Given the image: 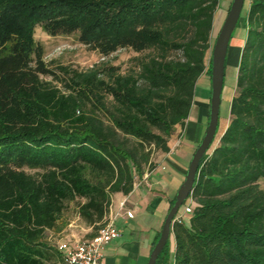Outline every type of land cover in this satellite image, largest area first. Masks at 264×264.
<instances>
[{
  "label": "trees",
  "instance_id": "16d2710c",
  "mask_svg": "<svg viewBox=\"0 0 264 264\" xmlns=\"http://www.w3.org/2000/svg\"><path fill=\"white\" fill-rule=\"evenodd\" d=\"M219 2L0 0V264H62L48 233L61 229L68 204L94 236L112 196L152 170L154 151L169 152L196 81L210 84ZM239 20L228 123L200 160L191 212L172 222L155 264H264V0H244ZM36 26L76 33L103 55L149 52L125 73L57 66L63 92L40 77L58 78L41 61Z\"/></svg>",
  "mask_w": 264,
  "mask_h": 264
},
{
  "label": "crops",
  "instance_id": "0c3cea01",
  "mask_svg": "<svg viewBox=\"0 0 264 264\" xmlns=\"http://www.w3.org/2000/svg\"><path fill=\"white\" fill-rule=\"evenodd\" d=\"M233 37L234 35L231 36L228 47L235 55V60L230 62L234 65L233 74L235 76L238 53L244 37L241 42L231 44ZM229 50L227 49L225 58V69ZM203 77L205 78L204 75L200 78ZM204 85L205 93L200 96L198 101H193L189 115L179 133L178 145L163 154L159 161H155L152 170L143 174L128 195L114 194L112 196L111 215L117 212L119 201L124 197L127 198L125 209L131 210L132 215L126 217L121 213L115 218L114 225L120 235L103 248L102 261L104 264H147L149 253L154 245L153 242L167 213L168 203L172 199L171 193L176 191L183 180L187 168L186 159L192 155L195 145L200 141L205 131L209 111V81ZM234 86L225 88L228 101ZM206 90H208V94H206ZM173 138L174 136H171L170 145L173 144L176 137ZM147 216L150 218L158 216L161 221L157 218L155 221L143 225V219ZM90 232V227L82 224L79 225V229L71 230L70 234H66L65 238H67L66 241L75 242L88 237Z\"/></svg>",
  "mask_w": 264,
  "mask_h": 264
},
{
  "label": "rangeland",
  "instance_id": "374dc122",
  "mask_svg": "<svg viewBox=\"0 0 264 264\" xmlns=\"http://www.w3.org/2000/svg\"><path fill=\"white\" fill-rule=\"evenodd\" d=\"M229 3H231V0H220L218 5L219 7L214 13L213 28L211 31V38L213 40L217 36L220 26L226 16ZM242 13L240 15L241 18ZM239 21L240 20H238L237 26L232 33L234 37L232 38L231 44L235 42H241L244 37L245 30L242 22ZM34 39L38 44H40L42 49L41 61L44 63L46 68L51 70L58 78H53L51 75H41L40 77L42 79L51 81L53 85H55L58 89L63 92L67 91V89L63 85L64 75H61V73L57 70V66H67L70 69H75L77 71H85L95 65H100L104 69L110 66L116 68L118 73H125L130 69H136V58L143 57L149 52L148 50H144L142 52H135L131 48L124 47L118 48L117 50L108 55H103L98 52V50L93 49L89 45L83 44L81 41H79L76 33L49 35L44 32L39 26H36L34 29ZM177 55L178 53L176 51H170L168 57L171 58ZM234 60L235 55L233 52H231V50H229L223 80V89L219 104V122L216 137H218L222 133L229 120V101L227 99L228 95L226 96L225 88H231L235 84L236 75L234 76L233 74L235 69L234 65L230 64V62ZM208 81L209 80L207 76H205V78H200L196 81L193 91V101H198L200 96L204 95L205 89H203V87L205 86L204 84H207ZM231 92L233 95L234 90ZM206 94H208V90H206ZM108 99L110 98L108 97ZM181 131L182 128L177 127L173 131L172 136H174V138L176 137L175 139H177ZM197 144L195 145L194 149L196 148ZM162 155L163 154L161 152L154 151L152 159L154 161H159ZM190 158L191 156L187 157L186 159L187 166ZM26 171L29 173L35 172L30 169H26ZM259 185L261 188L264 189V177L259 180ZM175 192L176 191H173L171 193L172 197H174ZM157 218L159 221H161V218L158 216H152L151 218L147 216L145 219H143V225H147V223L153 222ZM82 224L83 223L79 220L76 215L75 203L70 202L67 206V209L63 213L61 229L59 231H50L48 233V239L50 243L56 246L57 242L66 241V234H70L71 230L75 231L79 229V225ZM170 246H172V241H170Z\"/></svg>",
  "mask_w": 264,
  "mask_h": 264
},
{
  "label": "water",
  "instance_id": "95a60500",
  "mask_svg": "<svg viewBox=\"0 0 264 264\" xmlns=\"http://www.w3.org/2000/svg\"><path fill=\"white\" fill-rule=\"evenodd\" d=\"M244 0H231L226 16L220 26L217 36L214 39L211 49L210 66V96L208 120L205 131L194 149L183 180L176 189L174 201L168 209L159 236L154 243L147 260V264H155V261L168 239L173 217L189 196L196 178L197 168L202 156L208 151L216 133L219 122V104L224 80L225 58L229 41L243 10Z\"/></svg>",
  "mask_w": 264,
  "mask_h": 264
},
{
  "label": "built area",
  "instance_id": "2783aa9c",
  "mask_svg": "<svg viewBox=\"0 0 264 264\" xmlns=\"http://www.w3.org/2000/svg\"><path fill=\"white\" fill-rule=\"evenodd\" d=\"M178 143L179 137L173 141L170 150L174 149ZM214 144L210 145L207 152L211 151ZM126 202V197L119 201L117 212L109 215L107 222L98 229L94 236L75 242H57L55 247L61 255L62 264H104L102 261L103 248L120 235L119 230L114 225L115 218L121 213L126 217L132 215L131 210L125 209ZM191 207V200L187 199L174 215L173 221L182 222L183 217L191 212Z\"/></svg>",
  "mask_w": 264,
  "mask_h": 264
}]
</instances>
